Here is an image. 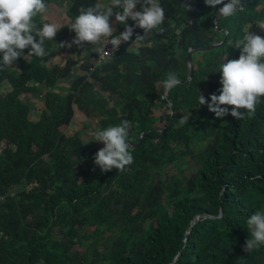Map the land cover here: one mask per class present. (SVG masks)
I'll use <instances>...</instances> for the list:
<instances>
[{"label":"trees","instance_id":"1","mask_svg":"<svg viewBox=\"0 0 264 264\" xmlns=\"http://www.w3.org/2000/svg\"><path fill=\"white\" fill-rule=\"evenodd\" d=\"M62 2L75 20L97 0ZM159 3L165 19L147 34V45L132 52L126 43L100 66L80 62L65 92L60 83L78 63L52 64L59 57L54 41H45L43 58L0 66V264H264V245L244 251L247 218L264 211V97L254 117L241 120L217 118L198 101L220 94V66L239 59L235 43L246 30L264 37L255 31L264 0H245L228 18L216 15L223 5L205 0ZM49 11L34 17L38 27L50 23ZM208 45L218 46L191 53L192 77L183 83L188 50ZM87 51L95 57V49ZM170 72L181 84L163 99ZM41 87L43 109L31 120L23 97L38 96ZM76 113L96 120L99 130L130 121V146L142 136L130 147L133 163L102 172L94 162L100 149L65 132ZM199 214L217 218L196 220L187 234Z\"/></svg>","mask_w":264,"mask_h":264},{"label":"clouds","instance_id":"2","mask_svg":"<svg viewBox=\"0 0 264 264\" xmlns=\"http://www.w3.org/2000/svg\"><path fill=\"white\" fill-rule=\"evenodd\" d=\"M205 3L212 8L223 5L218 10L219 16L228 18L241 9L242 0H228L227 3L225 0H205ZM138 4H141V0H108V3L97 0L94 6L81 7L75 20L70 23V29L76 34L74 40L71 44L60 43L57 46L70 48L72 44L82 46L85 42L97 45L104 38L107 44L112 46V52H118L122 43H130L134 40V35L143 29L144 35L136 34L135 41L130 43L131 46L140 44L148 33L164 22L165 11L159 0H142V9L139 11L136 10ZM184 7L190 10L187 5ZM114 8L121 11L114 12ZM47 9L45 0H0V53L3 54L0 66H12L21 56L26 60L29 56L43 58L48 55L44 47L45 41H54L60 29L55 23H43L42 27H38L34 22V17L45 13ZM114 14L116 22L125 25L115 33L110 25V18ZM129 19L133 22L127 25ZM134 23L138 29L133 34L134 28L129 25ZM256 23L264 30V20H258ZM121 31L123 32L116 35ZM235 47L241 49L239 59H226L227 62L222 63L219 69L222 73L220 94H212L211 103H208L202 94L198 97L199 104H207L209 111L217 118L229 114L236 120L252 118L256 105L260 98L264 97V37L246 30L243 38L236 41ZM29 48L28 54L24 55V50ZM95 51L92 62L94 67L102 65L94 63L97 53L101 61L109 55V52L100 46ZM161 83L167 93L179 86L181 80L176 73L170 72ZM224 106H230V113L229 107ZM241 109L247 110L246 113L241 112ZM187 121L188 117L183 116L180 123ZM131 127L132 123L124 120L119 125L95 132V141L104 145L94 157L95 165L102 172H109L113 168L123 171L133 163L131 146L128 143ZM246 224L251 236L245 242L244 251L250 253L264 245V211L252 214L247 218Z\"/></svg>","mask_w":264,"mask_h":264},{"label":"rangeland","instance_id":"3","mask_svg":"<svg viewBox=\"0 0 264 264\" xmlns=\"http://www.w3.org/2000/svg\"><path fill=\"white\" fill-rule=\"evenodd\" d=\"M58 4H61L62 7H59ZM47 6H48L47 10H50L47 15V18L51 21V23H55L58 26L60 25L61 27L60 30L57 32L56 37L54 38V42L56 46L60 43L71 44L76 34L74 31L70 29V23L73 22L74 20H69L67 16L65 15V10L67 8L66 3L62 2V0H54V4L52 3V1H50L47 3ZM66 21H67V25L65 26L64 24L66 23ZM112 21H114V19L110 20V25L111 27L114 28L116 27V25H115V22H112ZM64 28H68V29L64 31L65 30ZM258 28L259 27H257V29L255 30L256 32L261 30L260 28L259 29ZM134 41L135 40L131 41L130 43L132 44ZM88 44L91 45L92 47H95V45H92L87 42H85L82 46L72 44L70 48L67 46L63 48H59L57 46V49L59 51V57L52 60L51 61L52 64L54 63L64 64L66 59L67 61H71L72 63H78V65L76 64V66L73 67L72 69L73 74L71 75V77L60 83L61 85H65L63 86L64 88L62 92H65V89L67 88L69 83L73 79H75L76 74L79 73L78 66L80 62L82 61L93 62V58H91L90 53L87 51ZM131 44L129 45V47L131 46ZM144 45H147V41L145 39L138 45H132L130 51L136 52L139 47H142ZM69 67H72V64H70ZM8 90H9L8 86L3 85L2 92L4 93L5 91H8ZM45 92H46V88L41 87L40 94L38 96H33V95L28 94L23 97L26 104H29L30 106L31 111L29 113V118L31 120H36L38 118L37 117L38 113L43 109L42 99H43V95L45 94ZM158 126L161 127L162 125L158 124ZM98 130H99V127H98L96 120L86 118L84 115H80L76 113L72 121V124L70 125V127H68L65 130V132L67 134H71L74 131H77L80 134L83 141L85 142V145L88 149H92L95 147H97L98 149H101L103 146V143L95 141V132Z\"/></svg>","mask_w":264,"mask_h":264},{"label":"water","instance_id":"4","mask_svg":"<svg viewBox=\"0 0 264 264\" xmlns=\"http://www.w3.org/2000/svg\"><path fill=\"white\" fill-rule=\"evenodd\" d=\"M244 2H245V0H242L241 9L243 8ZM238 10H239V9H238ZM216 15L219 16V12H217ZM213 28H214V29L217 28V22H216V21L213 22ZM217 46H218V45L198 46V47H193V48H191V49L188 50L187 57H188L189 74H188V77L184 80L183 83H186V82L189 81V80L191 79V77H192L191 53H192V52H196V51H202V50L212 49V48H215V47H217ZM166 95H167V93H165L164 90H163V91H162V97H161V98L164 99V98L166 97ZM168 106L171 108V104H168ZM173 114H174V112H173V110L171 109V120L169 121V126L171 125V121H172V118H173ZM167 130H168V128H164V129L161 130V133H164V132H166ZM141 137H142V136H140V137L137 139L136 143H135L133 146H131L132 149H134V148L137 146V144H138V142L140 141ZM221 214H222V212L220 211L219 217L221 216ZM207 217H209V218H217V217L208 216V215H204V214L196 215V216L192 219V221H191V223H190V227L188 228V230L186 231V233L188 234V233L190 232L191 228H192V227L194 226V224L196 223V220L201 219V218H207ZM185 241H186V239H185ZM180 253H181V252H178L177 256H178ZM177 256H175L174 260H176ZM171 264H172V263H171Z\"/></svg>","mask_w":264,"mask_h":264},{"label":"built area","instance_id":"5","mask_svg":"<svg viewBox=\"0 0 264 264\" xmlns=\"http://www.w3.org/2000/svg\"><path fill=\"white\" fill-rule=\"evenodd\" d=\"M129 26H132V27L134 28V32H133V34H134V33L136 32V30L138 29V27H135V23L132 24V25H129ZM124 31H125V29H124ZM122 32H123V31L119 32V33L116 34V35H119V34L122 33ZM123 44H125V43H122L121 46H122ZM121 46H120V48H121ZM100 47H103L106 51H108V52H109V55L105 56L104 59L101 61L100 58H99V54L97 53V57L95 58V62H94L96 65H100V64L105 63V62L108 61L110 58H112V57L114 56V54L117 52V51L112 52V46H111L110 44L108 45L106 41H105ZM120 48H119V49H120ZM118 51H119V50H118ZM0 200H2V198H0Z\"/></svg>","mask_w":264,"mask_h":264},{"label":"crops","instance_id":"6","mask_svg":"<svg viewBox=\"0 0 264 264\" xmlns=\"http://www.w3.org/2000/svg\"><path fill=\"white\" fill-rule=\"evenodd\" d=\"M112 19H114V21H112V22H115V25H116V27H114L113 29H114V33L117 31V30H119L118 28V24L116 23V20H115V16L112 18ZM66 20H67V18H66ZM111 20V19H110ZM50 23H51V21H49ZM114 24V23H113ZM65 26L67 25V21H66V23L64 24ZM61 27H60V25L58 26V29H60ZM65 30L64 31H66V29H68V28H64ZM105 41V39L104 38H102L101 39V41L99 42V44H97V45H95V47H92L91 45H89L88 44V47L89 48H93V49H96L97 47H99L103 42Z\"/></svg>","mask_w":264,"mask_h":264}]
</instances>
